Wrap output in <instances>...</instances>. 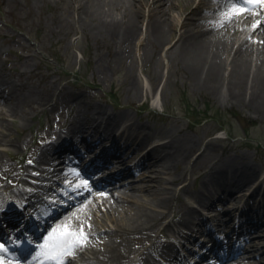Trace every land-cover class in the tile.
<instances>
[{"label":"rangeland","instance_id":"obj_1","mask_svg":"<svg viewBox=\"0 0 264 264\" xmlns=\"http://www.w3.org/2000/svg\"><path fill=\"white\" fill-rule=\"evenodd\" d=\"M80 1L0 0V87L11 97H29L21 99L23 103L16 116L0 118V189L18 191L29 187L31 182L25 184V180L29 181L24 178L25 172L30 169L36 173L38 168L33 164L38 153H44L46 144L59 132L78 126L86 116L105 111L113 124L128 123L130 133L138 136L137 152L146 145L158 144L161 135L167 132L180 139L181 147L189 152L188 157L182 156L177 165H170V173L158 161L156 167L161 173L152 176L160 177L161 181L142 182L145 167L154 163V154H151V157H145L143 165L131 166L133 173L120 175L114 179V186L108 188L115 195H123L120 185L133 182L145 187V191L149 190L151 194L144 196L148 202L150 196H155L154 192L168 201L167 208L163 209L168 216L163 221L159 219L158 228L147 227L128 237V242L136 248L143 245V250L151 249L156 264L160 261L159 252L165 235L171 236L174 230L180 229L165 227L167 222L178 224L184 213L194 209L191 205H196L189 196L203 184L206 172L202 174V169L226 167L229 170L224 173H236L244 179L242 184H249L264 173V107L227 101L187 79L170 50L183 28L179 27L175 38L163 46L155 44L146 21L138 22L137 33L131 40L110 38L84 24L75 9ZM198 1L193 0V8ZM216 3L218 0H205L190 21H201L200 18L207 15L216 16V12L207 10ZM258 7L264 10L262 5ZM142 8L148 15L150 6L143 3ZM172 10L169 19L175 25L179 10ZM18 53L22 55L18 56ZM230 57H226L227 62ZM4 109V103L0 102V110ZM135 151L125 150L124 168L131 165ZM233 166L238 171H234ZM108 167L104 177L114 175L122 168H113L112 163ZM171 176L176 179L170 181ZM6 182L9 184L3 187ZM263 187L264 183L261 191ZM39 188L43 193L46 191ZM153 188L156 191H150ZM213 188L207 183L205 189L208 192L205 190V193H211ZM97 190L92 189L85 197L89 199V209L99 217L98 222L93 223L94 233L101 235H98V241L116 242L117 233H127V230L122 224L115 225L106 219L109 213L103 211L98 199L103 190ZM183 198L186 204H183ZM135 201H138L136 196ZM230 205L225 203L224 207ZM156 209L160 211V208ZM195 212L191 223L197 226L198 213ZM174 213L178 215L173 216ZM232 215V212L225 215V219ZM66 227L65 233L78 232V227L82 226L72 222ZM262 232L264 236V229ZM258 233L260 231L250 242L258 252L237 256L225 264H264V238ZM91 243L90 246L95 244L93 240ZM85 245L82 248L88 258L90 247L84 248ZM253 255L256 258L253 259ZM259 256L263 260H258ZM131 258L130 264H139L136 254L128 256V261Z\"/></svg>","mask_w":264,"mask_h":264},{"label":"bare ground","instance_id":"obj_2","mask_svg":"<svg viewBox=\"0 0 264 264\" xmlns=\"http://www.w3.org/2000/svg\"><path fill=\"white\" fill-rule=\"evenodd\" d=\"M37 1L39 2L40 0H32V2ZM219 1L224 2V0ZM204 2L205 0H199L196 8H193V0H138L136 2L134 0H82L75 9L88 28L96 33L108 35L110 38L118 40H131L137 33L138 22L140 21H146L147 27H149L150 31L153 33L154 41L157 46H163L168 40L175 38L176 30L179 27L183 28L184 30L179 32L170 50L181 64V68L187 79L194 85L208 92L221 95L227 101L264 107V10L261 11L259 8H252L253 6H251L250 11L246 10L240 14L233 15L229 13L232 4L225 6L215 4L207 10L210 9L216 12V16L212 17L211 15H207L206 17H201V21H190L193 19V15H196L201 9L200 5L204 4ZM143 3L150 6L148 15L143 11ZM245 7L247 8L249 6ZM173 8H178L179 10V20L175 25L173 21L169 19V14L173 11ZM225 13H229L228 16H226ZM187 25L189 28H186ZM189 25L193 26L191 27ZM240 34H243V36ZM238 35L239 38H235ZM21 55L22 54L18 53V56ZM227 56H231L228 62L226 60ZM9 95L8 93L4 94L3 88L0 87V102L5 105V109L0 110V118L5 115L16 116L20 103H23L22 100L29 99L28 95L22 97L19 95L11 97ZM115 117H113V119H115ZM117 131H120V129ZM102 134L106 135L105 133ZM159 140L158 144H154L150 150L143 154L137 161L139 165H142L145 157H151V154H154V163L145 167V173H143L145 175L141 179L142 182L154 181L158 183L161 181L160 177L154 176L155 178H153L152 176V174L158 175L161 173L156 167L158 161H161L163 164L161 165L164 166L165 171L170 173V165H177L180 159H182V156L188 157L189 155V152H185L181 147V143L179 142L180 139L173 138L171 134L166 132L161 135ZM139 150L142 151V148H139ZM132 151H135V149ZM162 152H164V154L160 156ZM133 156H135V153ZM133 156L131 155L129 157V162L131 160L130 158ZM117 157L118 158L115 159L114 165L112 166L113 168L124 164L123 156ZM132 159H134V157ZM45 160L47 161L48 157L42 153L38 155L37 164L39 165ZM155 160H157V163ZM232 169L238 171L236 166H233ZM227 170L229 169L222 166L212 167L211 170L202 169V174L206 172L202 180V188H204L207 183L218 186L217 184L219 183H216L214 179L211 182L210 178L213 175H221V173ZM130 171L131 170L127 167L126 169L120 170L118 174L124 175ZM25 173L26 179H29V176L32 175V170L29 169ZM46 174H48V172H46ZM100 175H102V173ZM175 179L176 177L171 176L169 180L174 181ZM260 179L262 181L261 184H263L264 173L260 175ZM69 180L71 179H67L68 182ZM100 181L101 184H111L110 179L107 177ZM74 182H77L78 187L82 189L78 198L80 200L74 202L72 206H70V209L62 214L57 229L51 234H45V237L49 239L50 237L59 236V234L62 235L66 231V226L72 222H76L82 226L78 227V231L82 228L83 232L88 235L85 243L87 245H85L84 248L88 247L89 249L90 247V254H88L89 256L86 258L83 252L84 249L79 247L74 250L75 254L72 255L75 258L72 259L71 257H67L65 258V262H69V264H86L92 259L90 260L91 264H127L128 256L134 253L138 255L140 264H147L150 260L151 251L149 249L143 250V245L136 248L135 244L128 242V237L132 236L137 230L153 226L157 227V223L160 220H165L168 214L164 212L163 209L167 208L168 201L162 197L156 196L157 193L154 192L156 189L153 188L150 189V191L154 192L155 196H150L148 202L147 198L145 199L144 196L146 197L151 194H149V190L147 189V191H145V187L135 185L133 182L120 185L122 186L120 191H123V195H115L111 193L109 189L101 191L100 195L98 194L99 196H97L102 202L103 211L107 214L109 213L106 219L112 223L114 222L113 224L115 225H119V223L122 224L125 230H127V233H117L116 238L118 240L116 242L98 241V235L100 234L94 233L96 228L93 223L94 221L96 222L99 217L92 209H89V199H85L89 194L88 184L87 187H85L83 182L73 180V183ZM8 184L9 182H6L2 184V186ZM261 184L256 187L255 192L259 193L258 190H261ZM107 187L110 188L113 186L109 185ZM127 189H132L136 192H126L125 190ZM205 190L208 192L207 189ZM201 192V189L197 190L195 193L193 192V194L189 196L190 199L194 201L196 198L199 204H201ZM202 193H204L202 195H205V191ZM135 196L138 198V201H135ZM81 199L83 202H81ZM183 200V204H186L187 201H185L184 198ZM221 200L218 201L217 204L223 205V203L227 201V203H232L235 197L228 196V199L225 201H223L224 199ZM262 203V206H264V189ZM213 206H215L213 203L210 204V207ZM156 207L160 208V211H158ZM184 207L186 208V205H184ZM205 207L211 212L214 211V209L209 208V206ZM226 208V213L233 211L232 208ZM176 213H174L173 216H177L178 214ZM193 214V210L187 211L184 213V216L180 217L178 220L181 224L185 225ZM262 214V218H264V209ZM218 215L219 214H215L212 215V217H217ZM219 216L221 217L222 214ZM168 223L170 222L168 221ZM263 229V223L258 225L257 232L260 231L258 235H262V238H264L262 234ZM160 231L161 230H159V233ZM92 240L95 244L90 246ZM251 249L252 250H249V252L252 251L255 253L259 251L258 249L255 251V247L253 246ZM254 258H256L255 255H253V259ZM258 260H263V257L259 256Z\"/></svg>","mask_w":264,"mask_h":264},{"label":"snow or ice","instance_id":"obj_3","mask_svg":"<svg viewBox=\"0 0 264 264\" xmlns=\"http://www.w3.org/2000/svg\"><path fill=\"white\" fill-rule=\"evenodd\" d=\"M239 5L237 7L236 4H233L229 9V13L235 15L246 10L250 11L251 6L264 5V0H239ZM245 6L249 7L246 8ZM229 13H225V15L228 16ZM83 183L87 187V182ZM86 241L87 236L82 228L78 232L68 231L46 240L45 244L40 246L43 249L40 255L45 256L46 260L51 261L52 264H65V258L71 257L74 254V250L82 247ZM3 252H7V249L3 245H0V253ZM0 264H4L3 259H0Z\"/></svg>","mask_w":264,"mask_h":264}]
</instances>
